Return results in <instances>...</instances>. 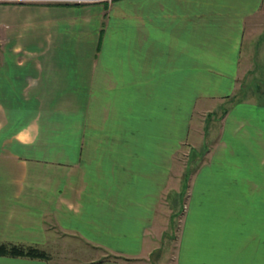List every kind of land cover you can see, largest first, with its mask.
Listing matches in <instances>:
<instances>
[{
    "label": "crops",
    "instance_id": "crops-1",
    "mask_svg": "<svg viewBox=\"0 0 264 264\" xmlns=\"http://www.w3.org/2000/svg\"><path fill=\"white\" fill-rule=\"evenodd\" d=\"M263 6L0 2V246L47 255L0 264H156L178 200L174 264H264Z\"/></svg>",
    "mask_w": 264,
    "mask_h": 264
},
{
    "label": "rangeland",
    "instance_id": "rangeland-1",
    "mask_svg": "<svg viewBox=\"0 0 264 264\" xmlns=\"http://www.w3.org/2000/svg\"><path fill=\"white\" fill-rule=\"evenodd\" d=\"M262 14H263L262 16L263 18H259L260 21L258 24V29L256 33L252 35L253 39H249L247 43L245 42V45L243 47L242 63L248 65L249 71H247L248 72L247 77H243L239 81L240 83L238 85L240 87L239 90L242 89V91L241 94L236 96V98H239L240 100L256 99L258 100L257 102L259 103L264 102V6H263ZM250 33L251 31H249V34ZM252 43L253 45H251ZM257 93L260 94H258L257 96L256 95ZM196 108L197 109L195 110L193 127L197 129V125L199 124V122H202L203 120H201L200 118L201 115L200 104L197 105ZM215 109H216L215 111L220 112L222 106L216 107ZM207 126H208V122L206 124V127ZM187 153L189 155H187ZM194 155L196 154L194 153L193 148H190V146L187 145L183 147L181 154L179 156V174H178L179 181L181 178H183L184 168L186 163L189 160H191ZM200 161L198 162V164L196 161L193 162L192 167L195 168V166H198L200 164ZM182 182H185V180H182ZM181 205H182L181 200H178V202H176L175 205L171 204V211H170L171 216L170 218L168 217V221L165 225V229H164L165 235L159 241V245H160L159 248H161V252L159 255L155 256V259L157 261L156 264H174L175 262L176 247H177L176 235L181 225V223L179 222L180 220L179 217L176 218L175 215H176V211L178 212V210H181ZM86 257L104 259L106 258V255L91 254V255H86Z\"/></svg>",
    "mask_w": 264,
    "mask_h": 264
},
{
    "label": "trees",
    "instance_id": "trees-1",
    "mask_svg": "<svg viewBox=\"0 0 264 264\" xmlns=\"http://www.w3.org/2000/svg\"><path fill=\"white\" fill-rule=\"evenodd\" d=\"M73 5V4H65ZM0 255H10L15 257H25L32 259H46L47 255L41 251L35 249H21L18 247H7L5 245L0 246Z\"/></svg>",
    "mask_w": 264,
    "mask_h": 264
},
{
    "label": "built area",
    "instance_id": "built-area-1",
    "mask_svg": "<svg viewBox=\"0 0 264 264\" xmlns=\"http://www.w3.org/2000/svg\"><path fill=\"white\" fill-rule=\"evenodd\" d=\"M113 0H0V2L6 3H53V4H76V5H87V4H98L105 2H112Z\"/></svg>",
    "mask_w": 264,
    "mask_h": 264
}]
</instances>
